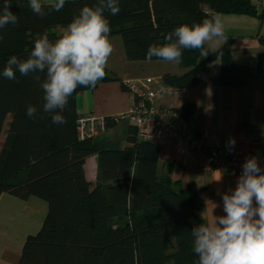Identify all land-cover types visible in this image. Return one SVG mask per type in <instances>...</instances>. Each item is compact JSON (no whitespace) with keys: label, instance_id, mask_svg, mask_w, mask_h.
Returning <instances> with one entry per match:
<instances>
[{"label":"trees","instance_id":"obj_1","mask_svg":"<svg viewBox=\"0 0 264 264\" xmlns=\"http://www.w3.org/2000/svg\"><path fill=\"white\" fill-rule=\"evenodd\" d=\"M253 1L119 0V13L105 15L110 36L122 37L126 57L143 61L149 44L165 43L164 38L182 23L230 13L264 19V9ZM95 2L66 0L61 11L46 8L48 14L41 18L31 11L28 0H14L10 10L18 23L0 30V72L11 55L27 58L39 35L56 39L57 26H66L85 4ZM261 40L264 43V37ZM201 56L200 50H183L179 66L186 71L167 73L164 82L186 88H243L260 79L264 86V50L255 66L235 62L228 43ZM217 59L219 75L205 80L202 73ZM106 72L97 86L116 79L108 68ZM38 75L44 79L43 73ZM94 89L78 87L61 113L67 123L57 125L51 122L52 114L43 111V90L31 75L17 72L16 80L0 77V138L11 117L0 144V196L37 197L48 204L41 229L25 240L19 264H195L190 231L202 222L198 194L191 186L177 190L171 168L158 173L160 148L139 139L134 125L126 147L107 143L101 136L105 132L79 137L78 95ZM28 105L38 109L34 118L26 115ZM189 111L190 106L182 111L188 120ZM107 121V129L117 124L110 116ZM95 153L99 166L92 184L85 162Z\"/></svg>","mask_w":264,"mask_h":264},{"label":"clouds","instance_id":"obj_2","mask_svg":"<svg viewBox=\"0 0 264 264\" xmlns=\"http://www.w3.org/2000/svg\"><path fill=\"white\" fill-rule=\"evenodd\" d=\"M13 2L3 0L0 5V30L18 23L17 15L10 10ZM65 4L66 0H28L31 11L41 18L48 14L46 8L59 12ZM119 11V0L85 4L59 37L50 40L47 34H41L34 40L27 58L11 55L0 77L16 80L17 72L21 76L31 75L43 90V111L52 114L51 122L67 123L61 113L77 88L94 89L107 76L106 67L114 48L105 13L114 16ZM164 39L165 43L149 44L147 60L158 58L179 64L183 50H200L204 56L226 36L222 18L214 15L200 22L182 23ZM38 73L44 74L43 80ZM37 114L35 106H27L29 118ZM229 145L234 147L235 141L230 139ZM220 196L223 214L216 215L215 209L220 205L211 202L210 217L205 220L201 216L202 222L190 231L192 251L197 257L195 264H264V168L256 156L245 159L235 187ZM208 204L206 201V207Z\"/></svg>","mask_w":264,"mask_h":264},{"label":"crops","instance_id":"obj_3","mask_svg":"<svg viewBox=\"0 0 264 264\" xmlns=\"http://www.w3.org/2000/svg\"><path fill=\"white\" fill-rule=\"evenodd\" d=\"M65 27L57 26L55 30L61 34ZM110 37L111 41L115 39L118 44H112L114 51L106 68L116 79L100 82L94 90L80 93L77 99L79 113L91 112L104 117L119 115L132 106L131 94L124 84L127 80L137 79L141 87L150 89L164 82L165 74L181 75L186 71L179 64L177 67L175 64L169 66L163 60L131 61L126 57L122 38H117L121 36ZM263 50L264 45L259 52ZM220 70L221 61L217 59L202 77L205 80L216 78ZM160 103L182 111L190 106L189 122L193 131L212 137L219 147L230 152L256 156L260 165H264V86L260 79H253L243 88L219 85L192 87L184 93L168 95ZM132 126L131 122L123 121L110 126L101 136L107 143H120L121 147H126L129 145L127 138ZM5 137L0 138V144ZM230 139L235 141L234 147L229 145ZM156 144L160 148L158 173L163 174L171 168V177L177 190L191 186L198 194L200 214L205 220L210 217L213 207L211 202L220 205L215 209V214L222 215L220 193L234 188L238 177L227 176L219 169L205 166L202 152L192 150L184 139H162ZM98 166V153L87 157L86 176L92 184L96 183ZM206 201L209 202L207 207ZM0 264L18 263L0 260Z\"/></svg>","mask_w":264,"mask_h":264},{"label":"built area","instance_id":"obj_4","mask_svg":"<svg viewBox=\"0 0 264 264\" xmlns=\"http://www.w3.org/2000/svg\"><path fill=\"white\" fill-rule=\"evenodd\" d=\"M257 1L264 9V0ZM124 84L131 94L132 106L124 113L110 116L114 123L131 122L141 140L156 143L162 139H184L192 150L202 152L205 166L219 169L227 176L239 177L248 156L219 147L212 137L193 131L181 109L160 103L164 97L184 93L189 88L161 82L144 89L137 79H129ZM107 127V117L91 112L81 113L77 120L81 139L100 135L106 132Z\"/></svg>","mask_w":264,"mask_h":264},{"label":"rangeland","instance_id":"obj_5","mask_svg":"<svg viewBox=\"0 0 264 264\" xmlns=\"http://www.w3.org/2000/svg\"><path fill=\"white\" fill-rule=\"evenodd\" d=\"M254 1L259 6L258 1ZM220 17L223 21L226 39L222 40L213 51H208L206 55L228 43L235 62L255 66L259 50L264 45L261 40L264 37V19L231 13L220 14ZM111 42L118 44L115 39ZM214 62L202 74H207ZM168 64L171 66L175 63L168 62ZM175 66L177 67V64ZM10 121L9 116L2 132V138L7 133ZM47 212L48 204L40 198L32 197L30 201H26L7 193L0 196V260L19 264L26 238L39 232Z\"/></svg>","mask_w":264,"mask_h":264}]
</instances>
